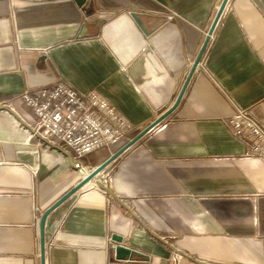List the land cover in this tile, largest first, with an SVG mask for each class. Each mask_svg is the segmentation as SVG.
<instances>
[{"label": "crops", "instance_id": "1", "mask_svg": "<svg viewBox=\"0 0 264 264\" xmlns=\"http://www.w3.org/2000/svg\"><path fill=\"white\" fill-rule=\"evenodd\" d=\"M221 2L0 0V104L62 81L135 127L75 168L29 138L31 109L0 107V264H41L43 213L172 107ZM228 3L203 54L211 75L196 69L166 119L49 214L45 264H264V162L227 128L228 98L264 126V0Z\"/></svg>", "mask_w": 264, "mask_h": 264}, {"label": "built area", "instance_id": "2", "mask_svg": "<svg viewBox=\"0 0 264 264\" xmlns=\"http://www.w3.org/2000/svg\"><path fill=\"white\" fill-rule=\"evenodd\" d=\"M174 17L170 15L168 19ZM207 62L202 56L196 69L211 75ZM228 99L235 107L227 128L249 147L248 156L264 162V126L248 109ZM15 102L35 113V123L23 121L30 139L42 140L65 151L78 164L89 154L118 145L135 129L98 91L81 92L62 81L38 89H26L14 99L1 103L0 107L15 113ZM117 247L116 243H111L113 250ZM180 259L182 255L179 254L175 264Z\"/></svg>", "mask_w": 264, "mask_h": 264}, {"label": "water", "instance_id": "3", "mask_svg": "<svg viewBox=\"0 0 264 264\" xmlns=\"http://www.w3.org/2000/svg\"><path fill=\"white\" fill-rule=\"evenodd\" d=\"M76 3L80 6L84 5L87 0H75ZM229 0H222V4H220L219 9L216 13V18H214L212 25L210 29L208 30V33L206 35V38L204 40V43L200 49V52L195 59L191 70L188 74V77L182 86V90H180L174 104L170 109H168L165 113H163L160 117H158L154 122H152L148 127H146L144 130H142L138 135H136L134 138H132L129 142H127L125 145H123L118 151H116L114 154H112L108 159H106L104 162L99 164L97 167L93 168L89 172H86L85 170L82 171L83 176L81 180L66 194H64L60 199H58L53 205H51L41 216L40 222H39V233H40V258H41V264H45V225L47 217H49V214L53 212L56 208H58L61 204L65 203L67 199H69L74 194L80 192L82 189H84L87 185L91 184L96 178L103 173V171L111 165L114 161H116L121 155H123L128 149L133 147L134 144H136L140 139H142L146 134L150 133L155 127H157L164 119H166L173 110L180 105V101L187 89V86L189 84V81L191 80L192 76H194V72L202 59V56L204 54V51L206 50L208 43L213 35L215 33L216 26L227 6ZM87 32V29L85 25L81 29L78 38H81L84 36ZM69 161L74 165L75 168H79V164L74 162L71 156H68ZM97 186H101L98 182H96ZM106 189V187H104ZM118 243V247L115 250L116 256L120 260H124L126 256H132L134 252L122 245V239H114Z\"/></svg>", "mask_w": 264, "mask_h": 264}, {"label": "trees", "instance_id": "4", "mask_svg": "<svg viewBox=\"0 0 264 264\" xmlns=\"http://www.w3.org/2000/svg\"><path fill=\"white\" fill-rule=\"evenodd\" d=\"M84 10L86 11V13H88L90 11V5L89 4H86L84 6Z\"/></svg>", "mask_w": 264, "mask_h": 264}, {"label": "rangeland", "instance_id": "5", "mask_svg": "<svg viewBox=\"0 0 264 264\" xmlns=\"http://www.w3.org/2000/svg\"><path fill=\"white\" fill-rule=\"evenodd\" d=\"M132 132H133V131H132ZM132 132H130V133H132ZM130 133H129V134H130ZM126 138H127V137H126ZM126 138H125V139H126ZM125 139H124V140H125ZM128 142H129V141H128ZM124 145H125V144H124ZM122 146H123V145H122ZM103 150H104V149H103Z\"/></svg>", "mask_w": 264, "mask_h": 264}, {"label": "bare ground", "instance_id": "6", "mask_svg": "<svg viewBox=\"0 0 264 264\" xmlns=\"http://www.w3.org/2000/svg\"><path fill=\"white\" fill-rule=\"evenodd\" d=\"M21 123H23V122H21ZM19 126V125H18Z\"/></svg>", "mask_w": 264, "mask_h": 264}]
</instances>
